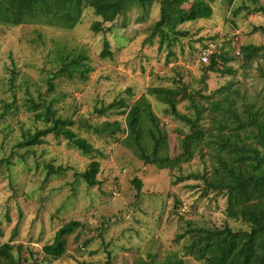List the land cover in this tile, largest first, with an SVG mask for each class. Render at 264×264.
I'll return each mask as SVG.
<instances>
[{
    "label": "rangeland",
    "instance_id": "obj_1",
    "mask_svg": "<svg viewBox=\"0 0 264 264\" xmlns=\"http://www.w3.org/2000/svg\"><path fill=\"white\" fill-rule=\"evenodd\" d=\"M187 1L185 9L192 2ZM259 6H264V0H214L212 16L180 26L187 34L170 46L166 42L160 46L156 37L148 40L159 19V0H152L145 12L131 7L98 33L90 30L99 18L89 8L82 10L80 22L71 30L41 24L0 25V161H4L0 164V245L8 242L19 214L11 244L21 247L23 260L42 259L43 245L51 243L65 223L84 225L67 237V255L51 264H136L148 256L156 261L170 254L183 257L186 238L176 241V236L183 233L184 222L247 229L226 217L225 196L202 197L199 181L184 180L209 168L207 148L177 167L157 169L144 165L119 142L124 133L99 137L81 129L79 122L96 126L118 121L123 128L125 117L120 111L99 116L94 109L119 99L130 105L149 87L171 86L175 80L193 94L214 99L229 87L238 92L236 106L244 101L264 106V59L245 65L238 54L243 45L264 46V15L254 13ZM104 40L111 54L107 58L100 57ZM222 41L227 62L218 66L220 72L206 71L200 51L204 45ZM76 50L88 57L86 78L58 77L49 92L45 80L59 69L57 57ZM226 68L232 71L226 73ZM30 98L53 100L62 116L75 121L78 135L99 153L84 156L52 136L45 137L42 145L18 148L23 132L40 127L23 106ZM147 98L167 133L169 156L175 158L182 153L181 139L188 128L171 118L164 105ZM187 105L180 103L179 112L189 113ZM202 123L210 128L208 116ZM93 159L100 170L97 186L89 188L74 173L84 171ZM49 164L68 170L45 180ZM134 179L140 181V189ZM184 260L201 264L188 256Z\"/></svg>",
    "mask_w": 264,
    "mask_h": 264
},
{
    "label": "trees",
    "instance_id": "obj_2",
    "mask_svg": "<svg viewBox=\"0 0 264 264\" xmlns=\"http://www.w3.org/2000/svg\"><path fill=\"white\" fill-rule=\"evenodd\" d=\"M151 1L0 0V25L15 27L41 24L71 30L80 22L82 10L89 8L99 18L91 24L90 30L98 33L103 30L104 24H112L120 14L133 6L145 12ZM213 2L192 0L185 9L183 6L188 3L187 0H159V19L152 26L148 40L156 37L160 46L165 42L170 46L177 37L186 36L187 32L180 29V26L212 16ZM254 13L264 15V6L255 8ZM102 45L100 57H110L108 41L104 40ZM222 45L223 41L210 54L205 64L208 65L206 71L220 72L218 66L227 62L225 47ZM238 54L242 62L248 65L252 60L264 59V46L243 45ZM57 60L59 69L45 80L49 92L54 90L52 81L58 77L84 79L90 71L88 57L81 50L64 57L59 55ZM224 71L230 73L232 70L226 68ZM223 89L225 92L220 94L221 98L214 99L193 94L181 80H175L171 86L149 87L144 95L130 105L119 99L94 109L99 116L107 115L111 110L120 111L125 117L123 128L118 121H104L96 126L79 122L81 129L99 137H114L119 132L124 133V138L119 142L144 165H152L157 169L177 167L181 162L188 161L196 151L202 155V148H207L209 168H204L201 173H191L184 180L199 181L203 185L202 197L209 193L225 196L226 217L247 227H203L184 222L181 226L183 233L176 236V241L186 238L183 257L170 254L164 260L156 261L148 256L147 260L136 264H188L184 260L185 256L201 264H264V106L244 101L238 107L234 101L238 92L229 91V87ZM147 96L164 105L171 118L181 121L188 128L181 139L182 153L175 158L169 156L167 133L152 111ZM184 101L188 103L187 114L178 110L179 104ZM23 106L40 127L23 132L17 143L18 148L29 149L42 145L45 137L52 136L63 139L84 156L91 157L99 153L85 138L78 135L74 130L75 121L62 116L53 100L36 101L30 98L24 100ZM206 116L210 128L203 126ZM3 162L0 161V164ZM67 170L61 166L46 165L45 180L51 176H62ZM99 170V162L93 159L84 171L74 173V176L92 188L98 184ZM133 183L136 188H141L139 180L134 179ZM20 219L19 214L8 242L0 245V264H51L67 255V237L84 229L79 221L65 223L57 229L52 242L43 245L42 259L29 261L22 259L20 246L11 244L17 236ZM6 220H10L7 215Z\"/></svg>",
    "mask_w": 264,
    "mask_h": 264
},
{
    "label": "built area",
    "instance_id": "obj_3",
    "mask_svg": "<svg viewBox=\"0 0 264 264\" xmlns=\"http://www.w3.org/2000/svg\"><path fill=\"white\" fill-rule=\"evenodd\" d=\"M216 46L220 47L221 43H218L216 45L211 43L200 51L199 59L201 63L206 64L208 62L209 56L214 52Z\"/></svg>",
    "mask_w": 264,
    "mask_h": 264
}]
</instances>
